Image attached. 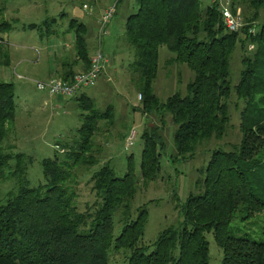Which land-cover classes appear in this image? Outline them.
Wrapping results in <instances>:
<instances>
[{
    "label": "trees",
    "instance_id": "1",
    "mask_svg": "<svg viewBox=\"0 0 264 264\" xmlns=\"http://www.w3.org/2000/svg\"><path fill=\"white\" fill-rule=\"evenodd\" d=\"M242 6L244 26L236 33L227 31L218 4L203 8L201 0H139L137 13L127 19L125 34L134 52L131 68L142 112L146 117L158 115L161 123L146 127L142 135L145 187L162 172L167 116L176 128L174 163L194 159L205 142L224 139L231 128L230 59L238 46L244 52L254 49L243 56L234 87L235 96L245 104L240 143L214 151L202 173L200 192L190 194L182 207L183 221L163 230L149 254V248L139 246L149 212L146 206L133 209L138 189L133 156L124 177H118L110 164L93 173L91 190L97 198L93 206L79 211L75 202V171L98 164L94 138L100 123H115L114 107L103 111L86 95L74 98L82 111L77 140L57 142L60 154L41 162L45 184L33 188L27 179L31 158L6 146L16 122V94L12 83L0 82V182L16 181L4 201L0 192V264H110L113 246L116 252H130L129 264H211L206 234H213L221 249V264H264V241L237 237L229 229L238 213L244 220L264 213V23L256 26L264 0H232L230 7L237 14ZM56 22L52 19L47 26ZM11 29L6 20L0 24L1 34ZM69 30L75 33L77 58L87 72L92 64L88 28L73 19ZM163 46L173 54L168 66L186 65L195 75L186 96L176 93L166 101L154 92ZM0 65H10L4 42ZM75 75L67 72L61 79L71 82ZM116 214L122 232L114 239Z\"/></svg>",
    "mask_w": 264,
    "mask_h": 264
},
{
    "label": "rangeland",
    "instance_id": "2",
    "mask_svg": "<svg viewBox=\"0 0 264 264\" xmlns=\"http://www.w3.org/2000/svg\"><path fill=\"white\" fill-rule=\"evenodd\" d=\"M115 3V14L107 25L106 34L100 40L98 37L96 41L89 42L91 53L96 48L100 49L111 63L109 60L106 71L97 85L88 89L87 95L95 98L100 110L113 106L116 119L113 125L105 122L99 125L100 130L94 138L93 148L98 164L75 171L77 183L73 187L78 194L75 202L79 211L93 206L97 200L91 190L93 173L105 164H110L118 177H124L128 171L129 157L133 156L138 187L133 209L146 206L149 212L145 234L139 246L149 248L146 251L149 254L163 230L183 221L182 207L190 194L200 192L201 182L205 178L202 173L214 151L230 150L240 143L241 113L245 104L235 96L234 87L239 83L243 56L253 54L254 49L249 47L244 52L238 46L230 59L233 88L229 101L231 128L224 139L205 142L199 147L194 159L174 163L177 156L174 143L176 128L167 116L163 131L165 149L161 157L162 172L154 183L145 187L141 176L144 148L142 135L146 127L152 128L161 123L158 115L146 117L143 114L141 95L131 68L134 52L127 43L125 25L127 19L137 13L139 0H0V24L4 20L12 24L10 31L0 33V38L9 42L12 53L11 66L0 70V82L14 85L17 105L15 126L8 136L6 146L13 148L15 153H24L31 158L27 179L33 188L45 184L41 162L44 159H54L60 154L54 149L55 143H74L77 140V130L82 126V111L74 99H52L48 93L38 90L37 83L49 81V64H52L56 56H70L73 52L67 48V45L74 44L75 38V33L69 32L70 21L78 20L88 26L91 33L96 32L99 36L102 16ZM201 3L206 8L210 5V0H201ZM244 10L243 6L238 9L241 16ZM249 14L246 16H251ZM52 19L57 22L47 26ZM263 23L264 11H261L256 26ZM30 25L38 28L31 29L28 27ZM171 57L173 54L163 46L160 49L159 75L154 83V92L161 101H166L176 93L186 96L187 86L195 76L186 65L168 66L167 62ZM133 131L136 136L129 142L127 139ZM15 185L16 181L12 178L0 182L2 201ZM242 217V213L236 215L229 228L231 233L237 237L247 236L263 242L264 213L247 220ZM114 221V239H117L122 232L119 215H115ZM206 237L211 264H221L223 254L213 234H206ZM129 256L130 252H116L113 246L110 264H129Z\"/></svg>",
    "mask_w": 264,
    "mask_h": 264
},
{
    "label": "built area",
    "instance_id": "3",
    "mask_svg": "<svg viewBox=\"0 0 264 264\" xmlns=\"http://www.w3.org/2000/svg\"><path fill=\"white\" fill-rule=\"evenodd\" d=\"M219 5L221 14L223 16L224 24L228 32L236 33L244 26L243 18L239 12L234 14L231 9V3L228 0H214ZM116 3L110 5L104 12L101 23L99 37L106 34V28L110 20L113 18L116 9ZM253 49V47H251ZM91 68L87 72L77 73L71 82H65L62 79L54 78L48 82H38L37 88L40 91L48 93L50 96H63L71 100L76 98L83 91L93 88L97 85L98 80L106 71L109 60L104 56L102 50L97 49L92 57ZM141 99V97H140ZM136 136L133 131L131 137L127 141L132 142ZM60 150L59 147H56ZM63 152V150H60Z\"/></svg>",
    "mask_w": 264,
    "mask_h": 264
},
{
    "label": "crops",
    "instance_id": "4",
    "mask_svg": "<svg viewBox=\"0 0 264 264\" xmlns=\"http://www.w3.org/2000/svg\"><path fill=\"white\" fill-rule=\"evenodd\" d=\"M214 3V0H210V5ZM88 9V8H87ZM88 28V34H87V42H88V45H89V42L92 40L96 41V39H98V33H91L90 32V29L89 27L87 26ZM69 32H71L69 30ZM2 39V38H0ZM99 40H100V37H99ZM98 40V41H99ZM0 42H4L6 44V46L8 47L9 51H10V65L12 64V53H11V50H10V45H9V42L6 41L5 39H2V41ZM91 44V43H90ZM100 44V43H99ZM67 48L69 49L71 53V55H65V54H60V56H56L54 58V61L52 62V64H49L50 69H49V79L48 80H51V79H54V78H59L61 79L63 77V75L67 72H70V73H79V72H83L84 71V67L82 66V64L79 63V60L77 58V54H76V49H75V38H74V44H69L67 45ZM30 49H33V48H30ZM97 48L95 49V51H93L92 53L90 52V57L92 58L94 56V53L96 52ZM58 51H61V50H58ZM90 51V49H89ZM110 60V59H109ZM54 63V64H53ZM110 63H111V60H110ZM8 66V67H9ZM3 66L0 65V70L2 69L3 70ZM10 77V75H8V78ZM2 82H5V81H2ZM8 83V82H6ZM87 91L88 90H85L83 91L81 94H79L78 96H81V95H87ZM52 99H65L66 101H68V99L64 98L63 96H51ZM90 97L91 99H93L95 101V98L92 97V96H88ZM75 100V99H74ZM72 101V100H70ZM96 102V101H95ZM60 142V141H59ZM57 144V142L55 143V145ZM55 145H54V149H55Z\"/></svg>",
    "mask_w": 264,
    "mask_h": 264
}]
</instances>
